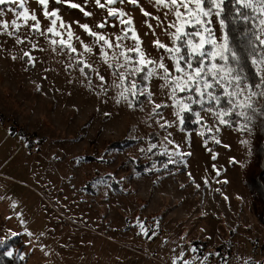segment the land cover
<instances>
[{"label": "rangeland", "instance_id": "374dc122", "mask_svg": "<svg viewBox=\"0 0 264 264\" xmlns=\"http://www.w3.org/2000/svg\"><path fill=\"white\" fill-rule=\"evenodd\" d=\"M71 2L83 11L56 0H49L47 10L58 9L65 25L71 24L78 54L59 47L53 51L50 41L29 27L16 36L0 33V239L21 234L25 246L19 253L27 260L19 264H172L181 252L183 259L196 257L197 264L205 257V264H263L264 224L244 179L256 130L242 133L219 125L216 132L218 122L208 112L201 113L196 130H182L178 123L161 128L164 120L176 119L172 107L153 115L148 99L132 109L123 100L116 103L121 89L113 81L118 84V77L76 22L115 43L124 29L120 17L108 16L107 8L94 0ZM26 6L37 15L41 30L46 29L50 22L37 0H27ZM112 7L123 10L124 20L132 19L129 29L138 33L148 57L166 56L153 41L171 43L165 29L174 16H165L168 9L154 0H118ZM5 13L0 19L11 22L13 14L6 8ZM99 23L105 27L97 28ZM211 27L219 38L215 17ZM17 36L23 43L16 42ZM75 37L94 51L85 52ZM122 43L126 48L135 44L132 39ZM113 51L108 50L110 61ZM77 58L92 66L90 87ZM165 63L171 67L167 59ZM96 71L106 77L107 94ZM162 83L151 80L152 100L170 105V90ZM11 127L23 134H11ZM123 137L136 141L103 153L106 144ZM150 143L161 147L148 152ZM176 145L175 163L164 168L169 157L159 153L165 147L172 152ZM138 221L149 228L148 236L140 234Z\"/></svg>", "mask_w": 264, "mask_h": 264}, {"label": "snow or ice", "instance_id": "6c2138e0", "mask_svg": "<svg viewBox=\"0 0 264 264\" xmlns=\"http://www.w3.org/2000/svg\"><path fill=\"white\" fill-rule=\"evenodd\" d=\"M37 2L43 8L44 18L50 22L46 29L41 30L37 15L30 12L26 6L27 0H0V17L5 16V8L14 17L11 22L0 19V33L16 36L22 27H29L31 32L39 33L47 38L53 46V51L59 47L61 51H67L69 54H78L79 50L72 43L75 34L72 32L71 24L65 25L59 16L58 9L47 10L49 0H37ZM56 2H66L70 4V7L80 8L83 11L80 4L71 2V0H56ZM94 2L99 8H107L108 16L120 17L119 22L124 26L122 34L117 35L116 42L113 43L101 32L92 31L89 25H80L76 22L89 37L93 38V44L98 46V54L103 58L102 62L112 70L113 75L118 77V84L113 81L116 87L121 89L116 103L123 100L132 109L138 107L137 101L144 96L150 104H154L153 115H160L158 109L162 107H172L176 119L164 120L159 124L161 128L171 127L177 123L184 124L187 114L194 117L195 123L201 124L203 120L201 113L208 112L218 122L216 132H219V125H224L236 127L242 133H251L256 121L264 118V105L257 106L258 98L264 97V0H231L234 9L233 19L245 23L251 22L252 25L246 37L249 48L248 58L255 69L258 80L256 83L250 82L244 74L241 54L230 44L225 31L227 27L224 15L225 0H154L156 6L168 9L165 16L169 12L174 16V20L170 21L168 28L165 29L171 43L165 44L158 39L153 41L154 47L158 50L163 49L166 54V56L161 55L159 60L148 57L147 53L142 50V41L138 33L134 29H129L133 23L132 19L124 20L123 10L112 7L118 0H104L103 3L101 0H94ZM128 2L136 4L137 0H128ZM119 3H124V0H119ZM141 12L146 17L152 15L143 8ZM84 15L88 16L91 13L84 11ZM213 17L220 25L219 38L211 27ZM154 19L159 21L160 17L157 16ZM29 21L34 23L29 25ZM58 21L59 26L57 27ZM96 27L102 29L105 25L99 23ZM148 27L152 28V25L148 24ZM60 29L65 31L62 32ZM168 29H174V31H168ZM65 33L67 39H65ZM75 39L79 41L85 52L94 51L93 47L81 38L75 37ZM127 39L134 40V47L124 46L122 41ZM16 42L23 43V40L17 36ZM33 47L35 48L36 45L33 44ZM109 49H114L111 61L108 57ZM24 56L29 58L30 63H34L28 52H25ZM165 59L171 62V67L165 63ZM77 65H82L80 72L88 77L85 69H91L92 66L79 58H77ZM96 78L101 82V91L107 94L108 89L103 86L106 77L96 71ZM88 79L90 87L91 78L88 77ZM152 79L163 81L161 87L170 90L169 99L172 102L170 105L155 103L152 100L153 93L149 87ZM141 81L145 83L142 84ZM37 87L39 90V86ZM109 115L110 113H105V116ZM200 135L204 133L201 132ZM165 139L167 140V137ZM216 142L219 143V141ZM167 143L172 145L174 141L167 140ZM242 143H247V141H242ZM157 147L161 146L150 143L147 151L151 152ZM178 150L179 145H176L172 152L165 147L159 153L169 157L167 163L163 165L164 168H167L168 164L175 163L172 157L179 154ZM204 183L207 184L206 179ZM21 222L23 223L22 219ZM137 226L140 234L148 236L150 230L143 221H138ZM16 235L18 233L12 232L10 236L0 239V257L23 259V256L12 249L9 244V241ZM28 235L32 234L28 233ZM152 235H155V232H152ZM191 251L195 253L197 250L192 248ZM183 256V252L175 256L172 264H177L178 261L180 264H197L196 257L189 260L183 259ZM206 260L207 257L199 261V264H205ZM244 264H253V262L246 260Z\"/></svg>", "mask_w": 264, "mask_h": 264}, {"label": "trees", "instance_id": "16d2710c", "mask_svg": "<svg viewBox=\"0 0 264 264\" xmlns=\"http://www.w3.org/2000/svg\"><path fill=\"white\" fill-rule=\"evenodd\" d=\"M224 15L226 17L227 27L225 31L228 34L230 44L236 48L241 54V65L244 69V74L247 76L248 80L252 83L258 82L257 76L255 74V69L251 65L250 59L248 58L249 48L247 43L246 33L251 28V22L245 23L240 20L233 19L234 9L231 3V0H225L224 5ZM82 66V65H78ZM85 71L90 75L91 70L85 69ZM141 83H145L141 81ZM147 97L141 96L139 101H137L138 106L145 100ZM261 105H264V97L259 98ZM195 107V106H194ZM198 124L194 122V117L191 114H187L185 117L184 124L180 125V128L185 131L196 130ZM228 127V126H227ZM254 131L256 134V141L252 142L250 159L247 163L244 172L245 184L249 188L253 196V206L257 211V216L264 224V118L258 119L254 125ZM11 134H18L21 136L23 133L21 131L15 132L11 127ZM136 140H133L129 137H123L120 140L112 141L105 145L103 148V153H109L114 149H123L126 146L132 144ZM96 158L91 157V160L94 161ZM9 244L13 249L18 247V252H21L24 249V243L21 238V234L13 237ZM262 251L264 252V244L262 245ZM27 260V257L24 256L23 259L19 257L9 258V257H0V264H19ZM264 264V262H263Z\"/></svg>", "mask_w": 264, "mask_h": 264}, {"label": "flooded vegetation", "instance_id": "af4514ba", "mask_svg": "<svg viewBox=\"0 0 264 264\" xmlns=\"http://www.w3.org/2000/svg\"><path fill=\"white\" fill-rule=\"evenodd\" d=\"M89 160H91V159H89Z\"/></svg>", "mask_w": 264, "mask_h": 264}]
</instances>
